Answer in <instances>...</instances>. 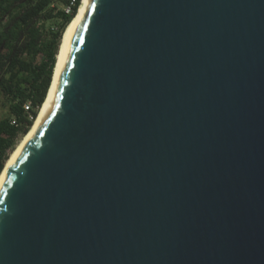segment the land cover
Listing matches in <instances>:
<instances>
[{
  "label": "water",
  "instance_id": "obj_1",
  "mask_svg": "<svg viewBox=\"0 0 264 264\" xmlns=\"http://www.w3.org/2000/svg\"><path fill=\"white\" fill-rule=\"evenodd\" d=\"M0 264H264V0H87Z\"/></svg>",
  "mask_w": 264,
  "mask_h": 264
},
{
  "label": "trees",
  "instance_id": "obj_2",
  "mask_svg": "<svg viewBox=\"0 0 264 264\" xmlns=\"http://www.w3.org/2000/svg\"><path fill=\"white\" fill-rule=\"evenodd\" d=\"M81 1L66 13L70 0H0V94L9 108L0 120V175L47 98L63 34Z\"/></svg>",
  "mask_w": 264,
  "mask_h": 264
},
{
  "label": "bare ground",
  "instance_id": "obj_3",
  "mask_svg": "<svg viewBox=\"0 0 264 264\" xmlns=\"http://www.w3.org/2000/svg\"><path fill=\"white\" fill-rule=\"evenodd\" d=\"M86 4H87V0H82L81 1V6L79 7L77 15L75 16L73 21L68 25V27L66 28V30H65V32L63 34L62 41H61L60 48H59V52H58L57 58H56V65H55V69H54V73H53L52 84H51L50 90L48 91L49 93L47 95V98H46V100H45V102H44V104H43V106H42V108L40 110L39 116L37 117L32 129L22 139L21 143L15 149V151L11 155L10 159L6 163V166H5L3 172L0 175V189L4 185V182L6 181L7 176L9 175L11 169L14 167L17 159L23 153L25 148L30 144V142L32 141V139L36 135L40 125L42 124V122L44 121V119L46 117V114H47L48 109H49L50 104H51V100H52V97H53V93H54L55 87L57 85L60 73L62 71L70 30H71L72 26L82 16Z\"/></svg>",
  "mask_w": 264,
  "mask_h": 264
},
{
  "label": "rangeland",
  "instance_id": "obj_4",
  "mask_svg": "<svg viewBox=\"0 0 264 264\" xmlns=\"http://www.w3.org/2000/svg\"><path fill=\"white\" fill-rule=\"evenodd\" d=\"M60 7H61V5H60ZM8 109H9L8 108V102H7L6 98L2 94H0V120L6 118L8 116V112H9Z\"/></svg>",
  "mask_w": 264,
  "mask_h": 264
},
{
  "label": "built area",
  "instance_id": "obj_5",
  "mask_svg": "<svg viewBox=\"0 0 264 264\" xmlns=\"http://www.w3.org/2000/svg\"><path fill=\"white\" fill-rule=\"evenodd\" d=\"M75 3H76V0H70L69 5L65 7L66 13H71L72 12V7L75 5ZM25 108H26L27 111H29L30 108H31L30 104H27ZM13 124H15V121L13 122Z\"/></svg>",
  "mask_w": 264,
  "mask_h": 264
}]
</instances>
